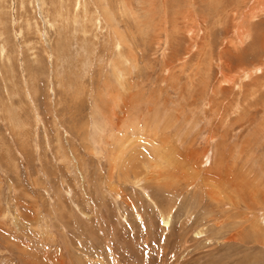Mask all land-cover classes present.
<instances>
[{
    "label": "rangeland",
    "instance_id": "374dc122",
    "mask_svg": "<svg viewBox=\"0 0 264 264\" xmlns=\"http://www.w3.org/2000/svg\"><path fill=\"white\" fill-rule=\"evenodd\" d=\"M0 264H264V0H0Z\"/></svg>",
    "mask_w": 264,
    "mask_h": 264
},
{
    "label": "bare ground",
    "instance_id": "6f19581e",
    "mask_svg": "<svg viewBox=\"0 0 264 264\" xmlns=\"http://www.w3.org/2000/svg\"><path fill=\"white\" fill-rule=\"evenodd\" d=\"M163 222H164V224H167V222H168V220H167V218L166 217H163ZM169 225V224H168ZM203 231H201V230H197V234H199V233H202Z\"/></svg>",
    "mask_w": 264,
    "mask_h": 264
}]
</instances>
